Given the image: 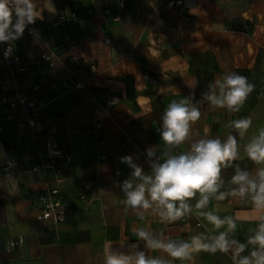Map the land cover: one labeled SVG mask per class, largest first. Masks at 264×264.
<instances>
[{"label": "crops", "instance_id": "0c3cea01", "mask_svg": "<svg viewBox=\"0 0 264 264\" xmlns=\"http://www.w3.org/2000/svg\"><path fill=\"white\" fill-rule=\"evenodd\" d=\"M119 1L36 0L43 31L15 45L16 55L29 67L18 88L21 92L31 90L33 85L42 88L41 96L48 103L43 117L50 121L46 133L33 138L28 118L11 117L8 107L0 103V264H105L109 243L122 251L136 243L147 255L169 259L170 264H233L231 252L201 251L193 253L190 260L180 261L162 251H149L136 236L139 228L157 236L162 234L167 241L188 240L201 233L216 235L226 226L216 230L195 214L199 193L189 201L194 215L189 226H183L180 220L161 223L151 211L143 220L131 209L125 211L120 184L129 178L132 169L121 163V157L132 156L149 173L146 149L155 148L161 156L166 147L160 137L166 106L184 97L198 101L210 82L225 73L247 70L251 72L248 82L258 88L260 95L256 102L243 115L227 109L213 110L205 104L191 133L193 139L222 141L229 134L236 136L239 158L222 170V190L232 187L228 181L237 164L253 175L258 167H264L250 161L244 151V146L264 127V0H183L184 9L166 6L177 0H125L122 10ZM71 12L81 16L74 27L83 43L62 51L51 68L40 58L49 32L46 27L60 13ZM119 15V22H115ZM106 37L115 42L114 49L104 44ZM76 58L81 62L79 67L73 63ZM91 65L96 66L95 70ZM8 71L0 54V84ZM68 72L84 81L86 89L67 92L61 87ZM109 97L118 100L108 108L110 117L104 112ZM246 117L252 125L245 136L226 127L230 121ZM97 119L103 122L106 161L98 158L94 130ZM126 132L141 144L144 156L120 154ZM49 138L72 154L71 163L57 164L64 177L61 184L57 182L56 166L46 157L39 158L31 146L36 141L43 149ZM187 149L186 143L172 151L179 154ZM11 159L16 163L12 174L5 176ZM24 165L29 169L26 172L21 168ZM116 170L121 176L116 175ZM83 182L93 183L98 198L90 207L78 201ZM53 188L63 191V203L69 209V221L60 226L38 220L40 195ZM202 211H214L221 218L232 216L237 227L229 238L240 242L253 234L262 214L250 201L231 197L224 201L212 197ZM197 221L202 223L199 228ZM18 238L24 239L21 248L7 245L8 240Z\"/></svg>", "mask_w": 264, "mask_h": 264}, {"label": "clouds", "instance_id": "9594fccd", "mask_svg": "<svg viewBox=\"0 0 264 264\" xmlns=\"http://www.w3.org/2000/svg\"><path fill=\"white\" fill-rule=\"evenodd\" d=\"M194 11V10H193ZM40 17L36 0H0V43L9 44L5 57L12 51L11 43L20 39L28 25ZM35 30H30L33 34ZM201 99L184 97L171 101L161 116L160 137L165 150L160 157L155 148L146 149L150 172L145 173L132 156L121 157V163L132 169L129 178L123 180L120 188L125 196V211L131 209L143 220L150 211L157 215L161 223H174L193 214L189 201L199 199L194 208L195 214L203 217L218 231L216 235H194L188 240L167 241L144 228L136 230L139 240L145 242L149 251H162L172 260L187 261L193 253L210 252L232 253L233 264H264V167H258L255 175L237 164L234 175L224 189L222 170L231 167L239 158V145L236 136L229 134L225 140L219 138L193 139L192 125L199 121L201 108L207 104L210 109H227L238 112L253 92L254 85L245 76L235 72L225 73L207 85ZM252 125L250 118L230 121L226 127L235 129L240 137L245 136ZM188 144L186 151L174 154L173 149ZM247 158L256 165H264V127L258 130L244 146ZM217 201L228 198L248 200L253 208L262 213L258 226L246 242L229 238L236 230L232 216L221 218L214 211H202L210 199ZM250 248V250H249ZM248 251L247 255L243 253ZM105 264H170L169 259L152 257L139 250V245H128L127 251L106 246Z\"/></svg>", "mask_w": 264, "mask_h": 264}, {"label": "built area", "instance_id": "2783aa9c", "mask_svg": "<svg viewBox=\"0 0 264 264\" xmlns=\"http://www.w3.org/2000/svg\"><path fill=\"white\" fill-rule=\"evenodd\" d=\"M126 6L125 0L119 1L120 9H124ZM168 8H182L184 9L185 4L183 0L170 1L166 5ZM90 15H93L95 12L93 9L89 11ZM105 14H110L109 10L104 11ZM81 18V16L76 12L71 13H60L57 19L49 23L46 27L49 31L47 34L45 51L40 55L41 61L45 64H48L49 67H55L57 60L60 58L59 55L62 51L68 50L71 47L75 46L78 43H83V38L79 37L75 33V23ZM120 15L114 19L115 22H119ZM35 30L33 34H30V30ZM43 29L38 21H35L34 24L28 25L25 29L23 36L11 43L12 51L9 53L7 58L5 57V51L9 48V44L0 43V54L2 58L5 60L7 67L9 69L8 75L5 77L3 83L0 84V103L8 107L11 117H19L25 116L29 120V127L31 128V132H33V138L40 134H45L46 127L49 124V119H45L43 117L44 111L48 107V103L42 98L41 91L42 88L39 85H33L32 89L27 92H21L18 88V82L22 75H25L28 72L29 67L25 63L23 59H21L15 53V45L17 42L25 37H36L42 33ZM104 44L108 45L112 49L115 48V42L106 37L104 40ZM73 63L75 66H81V62L79 59H73ZM96 66L91 65V69L95 70ZM149 79L148 76L145 77ZM61 87H64L67 92H77L80 89H86L85 82L78 79L72 72H68L65 78L62 80ZM109 103L107 105L106 110L104 112L108 117V108L109 106L115 104L118 100L115 97H109ZM22 126L23 124H19ZM94 130H96L95 138L96 142L99 146V159L102 161H106L107 156L104 155V149L107 144L104 140V129L103 122L100 119H97L94 124ZM34 151L37 152V156L39 158L46 157L52 161L53 165L56 166V175L57 182L61 184L64 181L63 173L60 167L57 166L59 162L61 163H71L72 154L68 153L65 150H62L57 142L53 139L46 140L44 143V148L40 149L37 146V142H32ZM123 153H133L140 154L144 156V152L142 150L141 144L135 141L132 136H130L127 132L125 133L121 146H120V154ZM158 157H160L157 154ZM145 157H147L145 155ZM148 159V158H147ZM15 159L10 160V164L6 166L5 176H9L12 174L13 165L15 164ZM23 172L28 171L29 169L26 166H21ZM35 170V169H31ZM116 175L121 176V172L116 170ZM96 191L93 183L91 182H83L82 183V192L79 196L78 201L80 203L85 204L87 207H90L94 204V202L98 199L96 197ZM63 191L59 188H53L49 191L43 192L40 195L41 201V211L38 216V220L42 222L54 223L57 226L66 224L69 221L68 219V206L63 203ZM194 216L193 214L186 216L180 220L183 226L190 225V218ZM202 223L199 221L196 222V227H200ZM24 244V239H10L7 242V245L11 248H21Z\"/></svg>", "mask_w": 264, "mask_h": 264}, {"label": "trees", "instance_id": "16d2710c", "mask_svg": "<svg viewBox=\"0 0 264 264\" xmlns=\"http://www.w3.org/2000/svg\"><path fill=\"white\" fill-rule=\"evenodd\" d=\"M237 74L242 75V76H245V77L247 78L248 76L251 75V72H249V71L246 70V71H243V72H238ZM262 85H263V84H262ZM257 89H258V88L254 87L253 92L248 96L246 102L243 104V106H242V107L240 108V110L237 112L238 114H240V115L245 114V113L247 112V109H248L249 107H251V106L256 102L257 98L260 96V95L258 94V92H257ZM259 89H260V88H259ZM261 89H262V88H261Z\"/></svg>", "mask_w": 264, "mask_h": 264}]
</instances>
